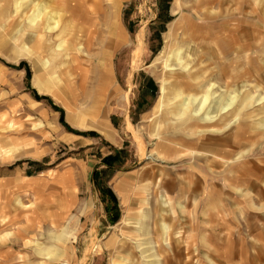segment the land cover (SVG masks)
I'll use <instances>...</instances> for the list:
<instances>
[{
  "label": "rangeland",
  "instance_id": "obj_1",
  "mask_svg": "<svg viewBox=\"0 0 264 264\" xmlns=\"http://www.w3.org/2000/svg\"><path fill=\"white\" fill-rule=\"evenodd\" d=\"M179 1L0 0V264H264V17Z\"/></svg>",
  "mask_w": 264,
  "mask_h": 264
},
{
  "label": "crops",
  "instance_id": "obj_2",
  "mask_svg": "<svg viewBox=\"0 0 264 264\" xmlns=\"http://www.w3.org/2000/svg\"><path fill=\"white\" fill-rule=\"evenodd\" d=\"M203 2L205 4V12H206L205 15L209 18H211V17L222 18V20H225V21H221V25H224L225 27L228 25L229 26L232 25V22L229 21V19L235 18V19H241L242 20V22H239L236 25V27L230 28L231 30H229V34H231V35H237V34H241V33H243V34L244 33L245 34L254 33L253 29L255 26H254L252 20L258 19V18L260 19V17H264V16L260 15V11L262 10V6L259 7L258 14H256L257 13L256 4L260 5L261 3H264V0H203ZM171 3H172V7L171 8H170V6L168 7V12H167L168 16H173L174 14H176L177 9H179L181 6L179 0H171ZM207 4H217L218 7L216 6V8H218V11H220V14H218V15L215 13L214 14H212V13L208 14V11H206ZM224 11H227V13H224ZM230 11H232V13H230ZM236 11H237V13H234ZM170 30H171L170 34L172 35V29H170ZM105 46L106 45L102 46L98 50V52H96L94 57H100L99 55H101L102 59H104L107 56V48H108ZM107 46H108V44H107ZM167 48H168V46H167ZM91 67L94 69V73H96L95 78L99 81L100 85H101V83H103L104 86L108 85L105 83L110 78L108 63H106V62L104 63L103 61L102 62L97 61V62L93 63V65ZM162 87H160V89H159V96H158L156 103H158L159 100L165 96L164 94L166 92L165 89H166L167 85H163ZM38 90L41 92H49V93L55 94V92H53L52 90H49V89L38 88ZM163 92H164V94H163ZM160 93L162 94V96ZM205 97H206L205 94H204V96L201 97V100L199 101L200 106L196 108L198 111H200L202 109L201 105H203L206 102V100H208V97H206V98ZM225 108L226 107H224V109ZM214 109H215L214 107L206 108L205 114L210 116V114L212 113V110L214 112ZM204 121H206V120H204ZM106 132H107L106 137L111 138L110 133L108 131H106ZM68 179L70 182H76L79 180V176L74 174V172H71L68 175ZM121 184L122 183L119 182V183H117V186H120ZM121 199L124 201L126 199L125 195L124 196L121 195ZM125 216H126V214L120 220V223L122 225L126 224ZM22 232L27 233L28 230L24 229V230H22Z\"/></svg>",
  "mask_w": 264,
  "mask_h": 264
},
{
  "label": "bare ground",
  "instance_id": "obj_3",
  "mask_svg": "<svg viewBox=\"0 0 264 264\" xmlns=\"http://www.w3.org/2000/svg\"><path fill=\"white\" fill-rule=\"evenodd\" d=\"M162 87V86H161ZM163 88V87H162ZM162 91V90H161ZM161 94V93H160ZM163 94H164V92H163ZM161 96H162V94H161ZM206 98V97H205ZM199 109V108H198Z\"/></svg>",
  "mask_w": 264,
  "mask_h": 264
}]
</instances>
